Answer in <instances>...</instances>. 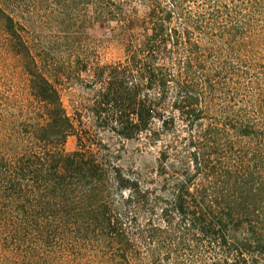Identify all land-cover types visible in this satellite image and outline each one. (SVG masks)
<instances>
[{
  "label": "trees",
  "instance_id": "trees-1",
  "mask_svg": "<svg viewBox=\"0 0 264 264\" xmlns=\"http://www.w3.org/2000/svg\"><path fill=\"white\" fill-rule=\"evenodd\" d=\"M94 23L123 58L29 31ZM0 264H264V0H0Z\"/></svg>",
  "mask_w": 264,
  "mask_h": 264
},
{
  "label": "rangeland",
  "instance_id": "rangeland-1",
  "mask_svg": "<svg viewBox=\"0 0 264 264\" xmlns=\"http://www.w3.org/2000/svg\"><path fill=\"white\" fill-rule=\"evenodd\" d=\"M35 38L38 46H45L51 52L57 54L67 44L74 42H83L95 47L97 58L102 62L117 60L123 58L122 44L110 39L111 30L102 27L98 23L88 24L84 30H29ZM88 93L79 86H73L71 89H62L63 102L70 114L79 102H85ZM85 120L91 124V119L86 116ZM99 138L102 144L97 143L91 149L101 160L109 158L115 163L122 165L138 164L140 162H153L152 156L148 153H140L138 145L133 140L121 139L115 134L107 131H100ZM66 149L73 151L77 149V138L69 137L66 143Z\"/></svg>",
  "mask_w": 264,
  "mask_h": 264
}]
</instances>
